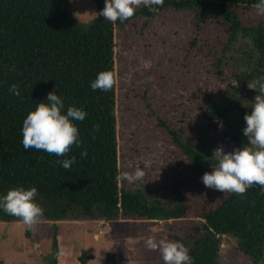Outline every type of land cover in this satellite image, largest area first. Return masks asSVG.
Masks as SVG:
<instances>
[{"label": "trees", "instance_id": "obj_1", "mask_svg": "<svg viewBox=\"0 0 264 264\" xmlns=\"http://www.w3.org/2000/svg\"><path fill=\"white\" fill-rule=\"evenodd\" d=\"M93 1L98 17L82 23L71 10L72 0H0V194L21 185L35 186L44 209L42 221H113L121 215L197 218L184 238L176 237L188 244L194 264H222V236L235 237L253 264H264L261 186L254 184L240 195L207 188L201 180L211 171L215 148L232 151L246 142L244 115L251 112L249 105L257 95L248 84L264 77V22L246 24L240 10L255 8L257 0H165L156 12L141 6L132 18L116 23L100 16L105 0ZM167 9L195 12L198 31L203 16L213 17L227 25L228 33L214 56L217 83L202 90V121L195 123L193 138L185 136V127L159 120L181 158L168 148L175 165L165 164L151 187H134L117 180L121 168L116 30L138 17L146 25ZM197 43L198 34L192 45ZM104 70L114 73V87L93 91L91 82ZM12 85L20 95L9 91ZM54 90L65 110L76 106L87 112L84 121L76 122L82 147L73 145L59 158H76L70 170L62 168L54 154L25 151L22 144L23 120ZM85 149L86 157L81 155ZM0 221L21 220L0 210ZM59 243L56 229V251ZM91 258L85 249L77 255L78 264H88Z\"/></svg>", "mask_w": 264, "mask_h": 264}, {"label": "rangeland", "instance_id": "obj_2", "mask_svg": "<svg viewBox=\"0 0 264 264\" xmlns=\"http://www.w3.org/2000/svg\"><path fill=\"white\" fill-rule=\"evenodd\" d=\"M71 10L82 23L98 17L93 0H72ZM240 14L246 24L264 22L253 7ZM144 23L138 17L116 30L120 168L133 171L139 166L146 173L134 184L125 181L134 187H151L165 164L173 167L176 158L171 152L181 158L159 120L185 127V136L193 138L195 123L202 121V90L217 83L214 56L228 33L227 25L210 16H203L198 31L191 11L167 9ZM197 34L198 43L192 45ZM198 220L121 215L113 221H41L31 230L22 221H0V264H78L77 255L84 249L92 256L88 264H164L158 251L146 248L147 237L184 238ZM56 229L57 251L53 247ZM221 263L253 264L232 236H222Z\"/></svg>", "mask_w": 264, "mask_h": 264}, {"label": "clouds", "instance_id": "obj_3", "mask_svg": "<svg viewBox=\"0 0 264 264\" xmlns=\"http://www.w3.org/2000/svg\"><path fill=\"white\" fill-rule=\"evenodd\" d=\"M165 0H105V6L100 12L106 21L125 22L135 15L136 10L143 6L152 12L164 6ZM257 16H264V0L255 3ZM115 85V75L111 70L97 74L91 82L93 91H110ZM257 92L252 103L251 112L244 115L245 127L242 129L246 142L242 146L225 151L222 146L214 149L211 159V171L205 172L201 180L207 188L223 193L244 194L253 185H260L264 190V77L257 78L248 84ZM9 91L20 95L18 86L12 85ZM87 112L83 108L68 106L55 90L31 110L22 123V144L28 149L42 150L54 154L57 163L65 170H70L76 158L66 157L71 147H82L80 132L76 122L85 120ZM86 157L87 150L81 152ZM146 173L137 166L133 171L121 169L117 180L134 184L143 180ZM38 190L35 186L23 185L10 188L0 194V210L13 217H18L29 230L44 218V209L37 201ZM219 199V198H217ZM145 246L152 251H158L164 264H194L189 248L180 240H170L150 235L145 240Z\"/></svg>", "mask_w": 264, "mask_h": 264}]
</instances>
